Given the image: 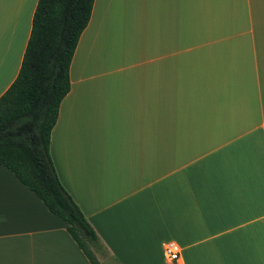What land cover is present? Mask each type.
Returning <instances> with one entry per match:
<instances>
[{"label":"crops","instance_id":"0c3cea01","mask_svg":"<svg viewBox=\"0 0 264 264\" xmlns=\"http://www.w3.org/2000/svg\"><path fill=\"white\" fill-rule=\"evenodd\" d=\"M36 3L0 0V95ZM50 155L100 264H264V0H94ZM66 226L0 164V264H91Z\"/></svg>","mask_w":264,"mask_h":264},{"label":"trees","instance_id":"16d2710c","mask_svg":"<svg viewBox=\"0 0 264 264\" xmlns=\"http://www.w3.org/2000/svg\"><path fill=\"white\" fill-rule=\"evenodd\" d=\"M94 0H37L16 78L0 95V164L10 169L54 215L91 264L106 247L61 183L50 134L70 90V64Z\"/></svg>","mask_w":264,"mask_h":264},{"label":"built area","instance_id":"2783aa9c","mask_svg":"<svg viewBox=\"0 0 264 264\" xmlns=\"http://www.w3.org/2000/svg\"><path fill=\"white\" fill-rule=\"evenodd\" d=\"M163 253L167 261H176L180 258V247L174 241L166 242L163 246Z\"/></svg>","mask_w":264,"mask_h":264},{"label":"rangeland","instance_id":"374dc122","mask_svg":"<svg viewBox=\"0 0 264 264\" xmlns=\"http://www.w3.org/2000/svg\"><path fill=\"white\" fill-rule=\"evenodd\" d=\"M135 46H132V48H134ZM98 257L100 256V255H97Z\"/></svg>","mask_w":264,"mask_h":264}]
</instances>
